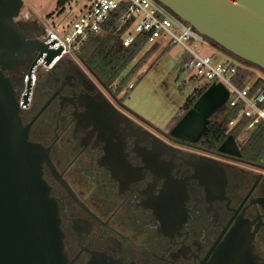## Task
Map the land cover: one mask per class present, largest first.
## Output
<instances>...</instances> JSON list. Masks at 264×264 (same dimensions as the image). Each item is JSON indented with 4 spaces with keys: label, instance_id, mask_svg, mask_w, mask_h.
<instances>
[{
    "label": "flooded vegetation",
    "instance_id": "obj_1",
    "mask_svg": "<svg viewBox=\"0 0 264 264\" xmlns=\"http://www.w3.org/2000/svg\"><path fill=\"white\" fill-rule=\"evenodd\" d=\"M36 54L2 72L41 149L66 263L264 264V161L171 134L185 110L150 123L77 55L26 76Z\"/></svg>",
    "mask_w": 264,
    "mask_h": 264
},
{
    "label": "water",
    "instance_id": "obj_2",
    "mask_svg": "<svg viewBox=\"0 0 264 264\" xmlns=\"http://www.w3.org/2000/svg\"><path fill=\"white\" fill-rule=\"evenodd\" d=\"M218 47L264 71V0H154ZM21 0H0V255L6 264H68L53 199L40 176L41 149L26 140L18 105L3 69L22 65L33 52L58 51L36 36L28 37L14 22ZM35 58V59H36ZM33 59L29 65H34ZM28 82V81H27ZM228 95L209 83L172 125L170 133L197 140L209 116ZM219 153L240 156L231 134L217 145Z\"/></svg>",
    "mask_w": 264,
    "mask_h": 264
},
{
    "label": "built area",
    "instance_id": "obj_3",
    "mask_svg": "<svg viewBox=\"0 0 264 264\" xmlns=\"http://www.w3.org/2000/svg\"><path fill=\"white\" fill-rule=\"evenodd\" d=\"M117 8H121L122 11L118 16L116 29L128 23L127 29L122 34L123 45H127L136 33L140 32L147 33L145 44L153 42L156 38H162L169 43H178L187 53L181 64L183 69L191 71L193 77L202 80L201 84L211 82L222 84L228 92L225 100L228 106L241 103L236 117L228 121L229 126L241 115L251 117L245 129H250L259 119L264 121V106H260L264 103V85L249 93L250 84L241 87L234 84L237 64L223 61L221 57L201 54L198 46L200 35L187 23L168 15L154 0H89L84 6L83 13L68 24L60 28L58 24L43 26L36 37L48 49L58 51L48 63H45L46 52L42 51L35 59L33 67L46 69L63 57L76 55L86 38L97 33L109 12ZM130 86L131 83L127 84V87Z\"/></svg>",
    "mask_w": 264,
    "mask_h": 264
},
{
    "label": "rangeland",
    "instance_id": "obj_4",
    "mask_svg": "<svg viewBox=\"0 0 264 264\" xmlns=\"http://www.w3.org/2000/svg\"><path fill=\"white\" fill-rule=\"evenodd\" d=\"M21 1L22 5L14 22L21 25L29 24L31 30L37 35L43 26L58 24L60 28L68 24L72 19L81 15L84 6L89 3V0H72L69 5L64 6L62 11H58L55 6L56 0ZM155 3L168 15L176 18L158 2L155 1ZM198 44L201 54L221 57V60L233 64L241 63L201 35ZM144 51H147L144 61L126 77L117 96L126 106L150 123L164 126L172 123L178 113L184 110L182 107L186 97L193 88L202 83V80L193 77L191 71L182 68L181 64L187 57V53L178 43H169L162 38H156L153 42L145 44L140 53ZM68 56L74 57L75 55ZM128 69L129 66L121 72V76ZM256 77L264 79V72L251 66L248 69L245 84H250ZM129 83L131 87L127 88ZM260 106H264V103Z\"/></svg>",
    "mask_w": 264,
    "mask_h": 264
},
{
    "label": "trees",
    "instance_id": "obj_5",
    "mask_svg": "<svg viewBox=\"0 0 264 264\" xmlns=\"http://www.w3.org/2000/svg\"><path fill=\"white\" fill-rule=\"evenodd\" d=\"M71 2L72 0H56L55 6L58 8V11H62L64 6L69 5ZM164 9L169 12L166 8ZM121 11V8L110 11L107 18L100 24L99 31L89 35L76 53L107 85L113 84L115 92L119 91L126 77L144 61L147 55V51L140 53L145 46L147 36L145 32L136 33L127 45L122 44V34L127 29L128 23L116 29L118 16ZM204 38L208 42L215 44L206 37ZM218 48L241 62L236 65L233 82L239 87L243 86L248 69L251 66H257L232 55L220 47ZM128 66V71L121 76V72ZM207 85V83L201 84L193 88L186 97L182 108L184 110L188 109ZM262 85H264V79L256 77L250 83L249 93ZM240 108V102H237L234 106H228L227 101L223 106L218 107L209 116L200 140L208 147H215L227 134H231L242 158L264 161V121L259 119L250 129H245L251 117L241 115L231 126L228 125V121L236 117Z\"/></svg>",
    "mask_w": 264,
    "mask_h": 264
}]
</instances>
